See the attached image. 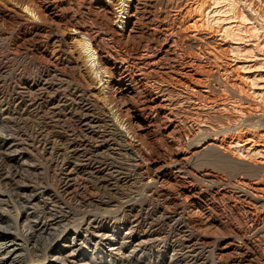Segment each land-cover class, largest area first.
I'll return each instance as SVG.
<instances>
[{
    "label": "bare ground",
    "instance_id": "6f19581e",
    "mask_svg": "<svg viewBox=\"0 0 264 264\" xmlns=\"http://www.w3.org/2000/svg\"><path fill=\"white\" fill-rule=\"evenodd\" d=\"M3 1L9 6H5ZM73 1L87 13L71 14L72 6L65 7L68 0H0V18L4 21L14 18L19 26L17 43L21 44L28 37L44 31L50 36L52 48L46 43L42 51L37 49L40 54H35L45 65L42 74L26 92L17 91L14 109L0 101V111L22 133L32 127L29 116L32 113L38 116L42 124H36L39 128H35L31 135L35 149H51L59 158L64 156L63 162L71 167L70 173L58 179L59 187L66 191L73 174L80 170L88 173L103 198L133 202L143 197L164 199L175 204L178 199L189 201L203 196L202 190L195 185L196 181H202L211 183L215 194L224 196L234 207L238 203L226 189L230 182L231 192L240 201L248 203L245 208L255 226L257 220H262L254 233H263L264 0H143L144 7H141L142 0ZM115 5L116 11L113 10ZM139 10H142L141 16ZM136 33L142 37L140 42L131 41ZM0 36L3 37L2 34ZM108 39L116 46H109ZM4 69L5 65L0 63L1 75ZM16 113L19 117L15 118ZM5 123H0L2 131L6 129ZM51 124L53 128L63 130L55 132L54 139L47 131ZM15 135L7 134L1 142L16 160L24 157L22 148L27 134ZM58 140H65V147L59 143L62 148H57ZM3 153L0 165L4 160L1 156L8 158ZM213 167L227 170L231 178L229 182L219 179L222 176L218 178L211 170ZM170 186L177 189H170ZM2 194L0 203L5 200ZM92 202L94 204L96 200ZM209 203L217 207L213 199ZM26 211H19L17 218L15 216L16 224L23 228H28L29 213ZM203 215L206 223L201 220L200 224L216 226L215 229L232 227L228 220L219 222L217 217L214 219L211 212ZM175 216L167 214L165 218L173 220ZM178 219L183 217L178 216ZM85 220H80L81 223L75 226L73 237L65 235L59 239L58 245L46 252L47 264H77L76 260L70 262L69 257L77 254L82 244L89 242L88 238L99 240V235L90 231L92 221L86 223ZM133 220L131 224H139L141 218L136 216ZM56 222L43 224L45 228H51L50 225H59ZM114 228L109 247L98 249L104 240L102 237L107 236L104 233L94 243L97 249L93 250L91 262L87 264H97L96 259L101 264H124L131 263L136 257L147 259L144 264H162L165 255L147 253L134 247L136 244L132 242L136 239L143 241L141 235L135 238L134 228H128L129 231L126 228L128 233L120 237L121 241L116 234L119 226ZM148 231L146 237L156 233L150 227ZM17 238L14 236L10 240L0 233V264H19L17 247L23 244H19ZM150 240H144L145 244ZM228 245L221 246L224 252ZM126 249L130 250V255L124 254ZM252 249L254 252L250 253L243 249L244 255L258 256L259 264H264V253ZM214 253L211 254L214 256ZM78 261L85 262V259ZM212 261V264H219L214 259Z\"/></svg>",
    "mask_w": 264,
    "mask_h": 264
},
{
    "label": "rangeland",
    "instance_id": "374dc122",
    "mask_svg": "<svg viewBox=\"0 0 264 264\" xmlns=\"http://www.w3.org/2000/svg\"><path fill=\"white\" fill-rule=\"evenodd\" d=\"M70 2H71V0H68V4H66L65 7L70 8V7H68L70 5V6H72L73 9H75V10L77 9L75 11L72 8H70L72 10L71 11L69 9L71 11V14L74 13V14L79 15V13H82V14H83V12L85 14L87 13V10L84 9L79 4H77L75 1L72 0L71 4H69ZM143 3H144V1L142 0V4H141L142 6L141 7H144ZM4 4H5V6H9V3H7V2H4ZM116 8H117V5L113 6L114 11H116ZM138 13H139V16H141L142 10H139ZM11 19L4 21L2 19V17L0 18V34H2V36L4 37V38L3 37L1 38V36H0V63L5 65V69H4L5 71L2 70V72H1L2 75L0 74L1 75L0 76V85H1L0 86V101L2 103H4V101H5L6 103H4V104H9L11 109H14L13 106L16 104L15 103V97L17 96V93L18 92H20V93L26 92L28 86L33 84V82L40 77V75L43 72L41 70H43L45 67V65H43V62H41V60H38L35 56V54H40V53H38L37 49L40 48V50L42 51L44 49V47L46 46V43L48 44V46L50 48H52L51 47L52 43L49 42L48 38L50 36L48 35V33L46 31H44L38 35H33L32 38L28 37L27 38L28 40L26 39L27 41H24L21 44L17 43L16 39H17V35L19 32L18 31L19 26H18L17 22L15 20H13L14 18L12 20ZM112 20L115 21V18L113 16H112ZM138 27H139V25H138ZM102 30H104V29H102ZM45 34H46V36L48 35L47 38H46ZM30 39H33V40H30ZM132 39H133V40H131L132 42L133 41L134 42H138V41L140 42L142 40V37L140 36L139 33H136L135 36L132 37ZM107 43L109 46H113V47L116 46L115 42L112 43V41L109 39H108ZM24 86H25V88H24ZM1 90H3V91H1ZM1 95H2V97H1ZM12 97H14V98H12ZM2 98L3 99L5 98V99L3 100ZM16 114L14 117L15 118L19 117L18 116L19 114L18 113H16ZM32 114H31L32 116H29L30 126H32V127L30 129L26 128L27 130H25L22 133V132L18 131L19 129L17 128V126L14 125V123H12V122L9 123L7 121V115H2V113L0 111V123H1V121H4V122L6 121V123H7V124L5 123L6 124V129H5L6 131L4 130L5 132L2 131L1 127H0V134H1L0 135V144H1L0 147H3V143L1 141L5 136H7V134H16L15 136H17V137H20L18 135V133L25 134V135L29 134V136L24 135L26 138L24 148H22V150L24 152V157H22L21 159L15 160L14 156H10V154H8L6 149H5L6 147H3L2 149L0 148V155H1V153L4 152L3 154L8 156V158L1 156L4 158V160L1 161V165H0L1 166L0 167V195H3L2 193H4L3 198L6 200V202L4 200V203H3V201H1L2 204L0 203V233L5 234L7 237L10 238V240L13 239L14 236L16 238L18 237L17 238V239H19L18 243L20 242L19 244H23L22 246L17 247V249H18L17 263H19V264H47V261H45V258H46L45 254H47L46 252L47 251L49 252L50 250H52L53 247L58 245L60 240L65 235L73 237L74 231H76L75 226L78 224V222L81 223L82 221H84V219H86L85 220L86 223H89L88 221H92L91 222L92 227L90 228V231H91V233L93 232V233H96L97 235H99L98 236L99 240H100V236H102V234H104V233L107 234V236H105V238L102 237L104 240H103V242L100 243V245L98 246V249L104 248V250H106V248L109 247L110 239H111L110 235L114 232L115 226H119V231L116 232V234L119 237L118 241H121L120 237L124 236L123 234L126 235V233H128V231H129L128 228L132 227V229L134 228L133 230L136 233L135 238L137 236L140 237V235H141V239L143 240L142 242L144 243L143 244L141 241L139 242V240L136 239L135 242H132L133 245L136 244L134 247H138L136 249L140 248L142 251L144 250L147 253L151 252V253H154L156 255L157 254L165 255V258H164L162 264L163 263L164 264H177L178 261H179L178 262L179 264H182V263L183 264H212L213 259L215 261H217V263H219V264H225V263L226 264H238V263L239 264H249V263L250 264H252V263L253 264H259L260 263V261H259L260 259L257 258L258 256L257 257L256 256H250V255L245 256L243 249H246L247 253H250L251 251L254 252L253 249L251 250V247H252V248H255L256 250L258 249V251L260 253L261 252L264 253V244H263L264 243V239H263L264 236H262V235H264L263 234L264 232L260 233V234L258 232L254 233V231H257V228L262 224V220H261V218L259 219V215H258L259 213H258V211H256V215L258 216L259 221L257 220V222H256L257 225L255 226L252 217L247 213V211H246L247 208H245L246 204L248 205V203L245 204L243 201H240V199L238 197H236V194L232 193L233 192L232 191L233 189L231 188L232 184L229 182V180L231 179L230 173L227 170L224 169V171H223L222 168H220V167H219L220 169H218L216 167L211 168L213 173L218 175V178L220 176H222L219 179H221V180L223 179V181H227V182H229L228 184L231 185V186L227 185L228 188L226 187V189L228 190L229 195L232 196L233 200L238 203L234 207H232L230 205V203H228V200L224 196L219 195L220 196L219 197L218 195L215 194V192H214L215 190L210 185L211 183H208V182L205 183L202 181H196L195 185L198 188H200V190H202V192L204 193L203 196H199L200 198L197 197L193 200H191V199L189 201L187 200L188 202L185 200L186 198L178 199L177 200L178 202H175V204H174V202H169V201H166L164 199H162V200L161 199H158V200L155 199L154 200L152 198H145L144 199L143 197L139 198L137 201L132 200L133 202H131V201L127 202L122 198L118 199L120 202H117L118 201L117 199H111L109 197L103 198V196H101L102 194H101L100 190L96 187L94 182L90 181L92 179L88 176V173H85V172L80 171V170L73 174V178H72V181H71L69 188L66 189V191H64L63 188L59 187L60 181H58V179L61 176L65 177V175L67 173H70L71 167L68 168V165L67 164L65 165V163L63 162V160L65 158L64 156L59 158L57 153H55L51 149H47L46 151L45 150L39 151V150L35 149V146L32 143L31 135L33 132H35V128L36 129L39 128V126H37L36 124L40 123V125H41L42 123L38 119V116H35L36 115L35 113H32ZM2 118H5V119H2ZM37 119L39 122L37 121ZM32 120H34V121H32ZM31 123H33V124H31ZM195 124H196V122H194V125ZM34 125H35V127H34ZM52 126H53V124H51V126L49 128L47 127L48 128L47 131L50 133V135H52V138H53V135L56 134L55 132L59 133L58 131H60V132L63 131L59 127L53 128ZM52 128H53V131H52ZM54 138H56V137H54ZM57 142H56V144L58 145L57 148L65 147V145H63V142H65V140H58ZM59 143L61 146L62 145L63 146L61 147L59 145ZM3 149H5V150H3ZM60 153H62V152L60 151ZM55 164H57V165H55ZM60 169L62 172L60 171ZM56 174L58 175V178L56 177ZM86 177H87V179H86ZM9 180H11V182ZM231 182H234V181H231ZM170 189L175 190V189H177V187L175 188L174 186H170ZM99 194H100V196H99ZM234 196L236 197V199L234 198ZM32 197H34V198H32ZM142 198H143V200H142ZM209 198H211V199H209ZM88 199H90V200H88ZM212 199L216 202L217 207H215V206L212 207L211 203H209L210 200H212ZM7 200L9 203H7ZM83 200H85V201H83ZM93 200H96L98 207H97L96 203L93 204V202H92ZM205 200H206V202H205ZM89 201H90V203H87ZM91 203L93 204V206ZM98 203H100L102 206ZM108 203H110V204H108ZM107 204H108V206H107ZM131 204H133V205H131ZM136 204H138V205H136ZM139 204L140 205L142 204L143 206L141 205V207H140ZM21 205H23V206H21ZM112 205H114L115 207ZM179 205L180 206L182 205V206L180 207ZM18 207H20L19 210H18ZM193 207H194V209H193ZM235 207H236V209H235ZM22 208L24 210H27L26 212L29 213V215H28V217H29L28 224L29 225L27 224V227L31 228L32 230H30L28 228H23L21 225H18V224H16L17 222H15V220H16L15 216L16 215L18 216L19 211L21 213H23L24 210ZM205 208H206V210H205ZM208 208H210V209L212 208V211ZM242 208H244V209H242ZM121 209H123V210H121ZM197 209L199 210V212H197L198 211ZM137 211H139L140 213ZM193 212H195L196 214H192ZM209 212H211L213 214L212 217H214V219H216V217H217L216 220H218L219 222H221V220H228L229 225L232 227H227L228 229H224L222 227L215 229L216 226L212 227V225L200 224L199 221L205 219L204 215L202 217V214L205 213L207 215V214H209ZM215 212H217V213H215ZM166 213L169 215H176L175 219L172 220V218H170V219L165 218V215H167ZM222 213L225 214V216H224L225 219L222 216ZM133 214H134V216H133ZM199 214H200V217L198 216ZM163 215H164V217H163ZM192 215L195 216L196 218L192 217V219H191L190 216H192ZM17 216H16V218H17ZM84 216H86V217H84ZM136 216L141 218V221L139 223V224H141L140 227L138 226L139 224H136L137 222L131 224L134 221L133 219L136 218ZM178 216L183 217V219H181V220L178 219ZM51 217H52V220H51ZM94 218L96 220H94ZM119 218L120 219L122 218V219L120 220ZM184 218L185 219L189 218V219H187L188 222H187V220L184 221L185 220ZM198 218H200V220ZM247 219H248V221H247ZM13 220L15 223L13 222ZM80 220H81V222H80ZM107 221H109V222H107ZM159 221H161L160 225L158 224ZM43 222H44V224H45V222H47V223L49 222L50 224L56 222V223H59V225L57 226V225L53 224L52 226L51 225L49 226L51 228H45V225L43 224ZM204 222H205V220H204ZM14 224H16V225H14ZM154 224H155V226H154ZM245 224H247V225H245ZM250 224H252V225H250ZM95 225H96V227H95ZM148 225H150V226H148ZM207 226H210V227H207ZM241 226H243V227H241ZM64 227H66V228H64ZM86 227H87V225H85L83 228L85 229ZM149 227H150V229H153L154 231H156V233H153V235L150 237H146L147 234L149 233V231H148ZM240 227H241V229H240ZM63 228L65 230H63ZM126 228L128 231L126 230ZM140 228H142V229H140ZM249 228L251 229V232H249L250 231ZM145 229H147V230H145ZM245 229L247 231L246 234H245V232H246ZM185 230H187V231L185 232ZM239 230H240V232H242L241 234H239ZM79 231L82 232L83 235L85 234L84 231H81V230H79ZM145 231H147V233ZM252 232H253V234H252ZM243 233L245 234V236L243 235ZM23 234H25V235H23ZM191 234L193 235V237H190V236H192ZM16 235H18V236H16ZM58 235L60 236V238H58L59 237ZM184 235H187V236H184ZM237 235H239V236H237ZM240 235L241 236L243 235V236L241 237ZM253 235H255V236H253ZM27 236H28V238H27ZM88 237H89V235H88ZM111 237H113V236H111ZM149 238L153 241L151 242V240ZM97 240H98V238H95V240H89V238H88L89 242L83 243L82 244L83 246H81V248L77 252V254L76 253L74 255L72 254L71 257H69V260L71 259L70 262H72V260L73 261L76 260L77 264H87L88 262L90 263L91 262L90 258L92 257L93 250L97 249L95 244H94ZM127 240L130 241L131 239L128 238ZM144 240H150V241H146L147 243L145 244ZM252 240L254 242L256 241L255 242L256 244ZM247 241H250L252 244L249 245ZM192 242H193V244H192ZM209 242H211L212 244ZM234 242H237V243H234ZM244 242L247 243L246 244L247 246L245 245ZM226 243H227V245H228V243L229 244L232 243V244L228 245L229 247L227 248V251L224 252L222 250L221 246L223 247V245H224V247H226L227 246V245L225 246ZM257 243H258V245H257ZM238 245H240V246L238 247ZM197 246H199V247H197ZM202 246H204L203 247L204 250H203ZM134 247L130 246V248H134ZM151 247H153V248H151ZM72 248L75 249L76 247H72ZM147 248H149V249L147 250ZM211 248L214 250L212 251ZM209 249H211V250H209ZM69 251H71V249ZM129 251H130L129 249H126L123 252H125L124 253L125 255H128L130 253ZM209 251H210V253H209ZM217 251H220V252H217ZM238 251H242L243 253L242 252L240 253ZM126 252H127V254H126ZM213 252H215L214 256L212 255ZM222 252H224V253H222ZM137 253H142V252H137ZM187 254H188V256H187ZM76 255H78V257H77V259H74V257ZM202 255H203V257H200ZM242 255H243V257H241ZM170 256H172L173 259ZM211 256H213V257H211ZM207 257L208 258L210 257L211 259L209 258L207 260ZM250 257H252V258H250ZM253 257H255V258H253ZM82 258L85 259V262H81V261L79 262L78 261V259L80 260ZM137 259H138V261H137ZM193 259L195 262L193 261ZM96 260H98V261H95V262H97V264H101L99 259H96ZM170 260H171V263H170ZM203 260H204V262H202ZM221 260H222V262H221ZM249 260H251V262ZM146 261H147V259H145V258L140 260L139 257H136L134 260H132L131 263H124V264H144ZM103 264H105V263H103Z\"/></svg>",
    "mask_w": 264,
    "mask_h": 264
},
{
    "label": "clouds",
    "instance_id": "9594fccd",
    "mask_svg": "<svg viewBox=\"0 0 264 264\" xmlns=\"http://www.w3.org/2000/svg\"><path fill=\"white\" fill-rule=\"evenodd\" d=\"M89 47H90V45H89Z\"/></svg>",
    "mask_w": 264,
    "mask_h": 264
}]
</instances>
